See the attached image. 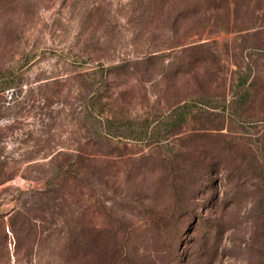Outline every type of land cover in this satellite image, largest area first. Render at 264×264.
Returning a JSON list of instances; mask_svg holds the SVG:
<instances>
[{
  "label": "rangeland",
  "instance_id": "374dc122",
  "mask_svg": "<svg viewBox=\"0 0 264 264\" xmlns=\"http://www.w3.org/2000/svg\"><path fill=\"white\" fill-rule=\"evenodd\" d=\"M0 264H264V0H0Z\"/></svg>",
  "mask_w": 264,
  "mask_h": 264
}]
</instances>
